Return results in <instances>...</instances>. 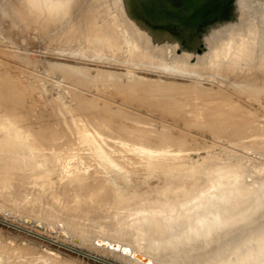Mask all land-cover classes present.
Here are the masks:
<instances>
[{
    "label": "bare ground",
    "instance_id": "bare-ground-1",
    "mask_svg": "<svg viewBox=\"0 0 264 264\" xmlns=\"http://www.w3.org/2000/svg\"><path fill=\"white\" fill-rule=\"evenodd\" d=\"M14 1L17 2V0ZM14 1H12V4ZM22 1L25 2L26 6L23 3L20 4L24 5L25 8H27V6L31 7H28L29 9L35 8L33 11L36 15L38 13L45 12L48 14L49 18L46 19V22L50 23L48 24V28L51 27V31H53L54 35L58 34V36L62 37L68 35V37H74L75 40L79 39L80 37H84V40H87L85 38H88L89 44L91 43L93 47H99L100 49L101 46L103 50L106 47L107 49H110V53L111 50L123 49L121 51L128 52V54L123 52V54H126V56H131V52H133V54L137 55L135 57H138L140 59L139 61L142 62H150L155 58H153L155 55L154 51L151 53L152 50H149L146 46L145 47L148 49V51L145 50L144 45H147V43H153V46H155L154 44H156V46L159 45L162 50L165 48L166 51L172 48V45H182L183 47H191L192 45H196L197 47V45H204L207 46L208 49L207 50L205 47V57L216 64L218 71L220 68L221 71L226 69L229 72L231 70H233L231 72H234L236 70L235 65H238L236 63L240 61L239 59L237 60L238 56L239 58L242 57V59H246L247 61L245 64H248L249 66L255 64L258 67L256 68L258 71L264 67V0H230L231 2L228 9L230 10L233 8L235 10V17L227 18L225 17L226 15H222L216 20L217 22L211 23V25H209L210 27L206 29H201V26L194 28L185 26L173 19L171 15L161 14L157 11V8L153 6H145V11L139 0H135V3H129L127 0H19L18 2ZM3 3H5L4 5H7L8 7V4H6L7 0ZM9 5H11V3ZM8 9L10 8L8 7ZM4 11L5 10H3V12ZM7 12H10V10ZM13 14L19 15L18 13ZM30 15L33 14L30 13ZM49 34L51 35L52 33ZM197 49L198 48H196V50ZM157 50H155V52H159L160 48ZM184 50L186 51V49ZM171 51H173V49ZM99 52L97 49V53ZM173 52L172 55L175 54H173ZM196 52L198 51H195V53ZM113 53L112 55H114ZM162 53L166 52L163 51ZM177 53L179 54V52H176V56L181 57L183 61L184 59L188 60V58L191 57V54L188 55L185 52V55L183 54V56H181L182 53L180 55H177ZM202 53L205 54L204 51H202ZM120 54L121 52L118 55ZM161 54H159V56ZM166 54L168 55V51ZM106 55L108 54L106 53ZM192 55L194 56L193 53ZM176 56H174L175 58L173 57L174 61H177ZM129 58L131 57H128V59ZM121 59L122 58H120V60ZM161 59L164 60L162 61ZM161 59L160 60L164 64L166 60L165 57L163 56ZM196 59H194V61H196ZM137 60L135 61V65L136 63L138 64L137 66L143 64ZM169 60H171V57ZM169 60L167 59V62ZM125 61L129 62V60ZM66 62L63 64L65 65ZM184 62L187 63L186 61ZM132 63L134 64V62ZM139 63L141 64L139 65ZM176 63L174 65H176ZM183 63L182 66L186 65ZM195 63L194 65H196ZM149 64H151V62ZM168 64L170 65V63ZM214 64L213 66L215 68ZM143 65L146 66V64ZM137 66H125V70L122 71H118L117 69L106 71L107 68H105L104 71L103 68L102 70L99 68L97 73H89V75L95 79H99L100 77L103 78V74L108 75L107 78L113 75L112 79L115 77L114 80L119 81L121 84L126 81H124V77L121 76L122 73H124L129 76L130 81H134L132 84L133 86H139L137 87V90L144 89L142 92H149L151 90L150 86L157 82L158 85H163L167 92H172L166 93L164 101L162 99L163 102H169L171 107V103L176 102L175 105L177 107V103L181 102L179 100L183 101V99L186 98H182L181 95L178 96L177 94H180L178 91L188 92L190 90L193 91V89H200V95L206 93V91L204 92L205 85L200 80L196 79V77L191 79L189 82L163 79H155L150 82L147 79L148 74L145 75L139 73ZM148 66L147 68H149ZM178 66V70H180V65ZM182 66L181 69L183 71L188 68L183 67V69ZM199 66L200 65L197 64V67ZM207 66L208 65H206V67ZM240 66L239 69H243V65L241 68ZM190 67L192 68V65ZM139 68H142V66ZM245 68H247V66ZM253 68L254 67L251 69ZM82 69L84 70V68ZM192 69L194 72L196 71L195 67ZM198 69L199 68H197V70ZM208 69L206 70L205 68V71H208ZM210 69H212L211 66ZM199 70H201V67ZM245 70L247 73L249 69ZM188 71L183 73V75L187 74ZM193 71L191 72L193 73ZM261 71L262 70H260V73H263ZM216 72L213 71V73ZM241 72L242 71H240V73ZM252 72L254 74V71ZM237 73H239V71ZM223 75L226 74L224 73ZM237 75V79L233 77V80L235 79L233 82L228 77L229 75L227 77L224 76L226 79H230L229 82H235L234 87H237L236 90H241V92L244 91L245 93L249 92L247 94L251 93L253 95L260 94L264 91V79H259L258 81L248 79L247 81V79H244V76H246L245 74L243 75V78L242 73L239 74V76ZM251 78L255 79L254 77ZM103 79H106L105 76ZM8 80L5 81L8 83ZM12 83L14 84V82ZM128 83L125 82L124 86H126ZM116 84L118 83L116 82ZM120 84H118V86ZM129 84L128 87H133ZM224 84L226 86L227 81ZM9 87L10 86H8V88ZM5 88L7 87H4V89ZM173 91L178 92L177 94L174 93V95L176 94L178 97L173 95ZM10 95L12 96V94ZM203 96L201 97L203 98ZM226 96L228 95H225V97ZM19 97L20 96H18V98ZM179 97L182 99H178ZM173 99L175 101H173ZM191 99L193 100V98ZM198 100L194 102L196 109H198V105H200V103L203 105L205 103V105H208L209 109H211V112L209 110L208 111L212 116H207V119L209 120L205 118V121H213L211 128H214V130L218 131L216 132L217 134L220 131L225 132V134H228V137H230L229 135L231 134V136L237 137L236 139H238V137L239 139L242 138L243 142L246 141L257 143L262 140L261 135H264V132L261 130V128L260 130L259 128L257 130L254 129L259 126V124L257 125L254 122L255 120L252 122V124L254 123L257 125L256 127V125L253 124L255 126L253 128L254 130L251 129L252 126L250 127L246 125L248 118L251 120L252 118L254 119L252 114V117H250V115L248 116L250 113L246 111L248 109L247 107L245 111L248 114L244 110H241L240 106V109L238 107L234 108L233 105V108L228 109L230 103L227 104L226 102H221L222 105H218V107L214 109L215 107H212V105L214 106V101H211V99H207L205 97V101H203L204 103L201 102L202 99L201 101L199 100V103ZM158 101L160 103V100ZM184 101L185 104H188L189 100L185 99ZM183 102L180 104L183 105ZM157 103L156 105H158ZM232 103H235V101ZM182 105L179 106L181 107ZM236 106L238 105L236 104ZM174 107H172L174 110L178 108L177 107L175 109ZM185 107L186 105H184V108ZM192 108L195 109L194 107ZM193 109H191L192 111H195L193 114H200L199 109ZM187 110L189 109H186V111ZM180 111H182V109ZM251 111L253 110L250 109V112ZM213 112L215 113L213 114ZM65 113L67 112L65 111ZM16 117L18 118V116L15 114H10L8 116L5 114L0 116V203L3 205H7L6 203H9L8 201L12 200L14 202L13 204L20 206V198L22 199L24 197H30L29 200H25V204L22 205V207L24 206L27 209H31L37 206V211H40L39 215L45 216L51 220H55L60 216L65 221L67 228H72L73 226L76 228V230H78L76 226H79L81 230L83 228H86L87 230V227H91L94 228V230L101 231H105V229H107L105 228V223L109 217H124L128 214L126 210H129V212L133 211V215L137 217L136 220L140 224L143 222V231L145 234L144 238L147 240V243L150 244V246L153 247L154 245H162L165 242L168 243L167 247L158 248V253L160 255L159 259H162L169 264H264L263 181L261 182L263 187L257 184L259 181H257L256 184L250 181H238L236 184H230L229 181H227L226 173H228L229 170H232L233 168L222 170L219 174L209 173L207 175L206 172H210L206 169L208 166H196L197 163H194L196 165H194L192 162L187 163L188 161L186 158H183L186 156L184 150L191 147V149H193L194 147L191 145L193 144V142L191 143V140H189V144L185 141L186 135L183 136V133L180 134H182L184 142L188 144V147L187 145H185L186 147L183 146L184 142L182 146H179L181 144H178V146L175 144V149L172 148L175 151L171 152L170 150L168 153L165 150L169 144L166 146L167 143L157 141V139L163 140L165 142L166 140L163 138L161 139V137L158 136L159 133L156 132L158 134L155 135V137L157 136V139L155 138L157 142L155 141L156 143L153 144L154 138H152V136L154 134L152 136L151 134H148L151 130L149 128L151 127L145 128L147 126L140 127L137 133L131 132V134H126L124 132L126 135L125 137L121 136V131H118L119 133L116 134L114 133L115 131L113 132L114 134L110 132L111 136H107V132L103 130L105 129L104 127H106L104 122L102 120L98 121V119L97 121L93 119L95 120V123H93L95 124V127H79L76 129L77 133H75V130L70 131L69 128L67 129L64 127L65 125H62V127L59 128L56 126V129L53 131L52 129L48 130L49 128H47V130L44 129L46 127L35 128L33 127L34 125L31 126V123L25 124L23 121L24 119L20 121L21 118L18 120ZM67 117L69 118V116ZM116 117L118 116L116 115ZM186 117L189 119V116ZM104 118L101 117V119ZM108 118L111 119L110 117ZM255 119L257 121V118ZM251 120L248 119L250 122ZM151 121L152 120H150V122ZM109 122L107 121V124ZM72 126L73 124L70 125V127ZM208 126H210V124ZM153 131L155 132V130H152V133ZM168 131L166 130V132ZM170 133L173 132L170 131L169 134ZM75 134H77L78 138L80 139L79 141H74V138H72L76 137L74 136ZM170 136H168V138H171ZM172 136L174 138L175 135ZM177 136L178 134L176 135V138ZM182 136L178 137L180 138ZM187 139L188 137L186 140ZM174 140L176 139H172L171 141ZM182 140L180 138V141ZM167 141L169 143V139H167ZM234 141L236 140L234 139ZM65 142H68L67 145H64ZM72 142L73 144L76 142V145L74 144V146H70L69 143L72 145ZM104 142L108 145V147L104 144ZM174 142L177 143L178 141ZM174 142L172 144H174ZM218 143L219 142H217V145H219ZM262 145L264 144L262 143ZM12 148H14V151L10 150ZM88 158L91 159L88 160ZM212 159L210 161H206L212 163ZM223 162L225 161L223 160ZM55 173L58 174L54 180L53 176ZM37 180L40 181L39 188L28 195L27 192H30L28 190L29 184ZM142 183L147 185V188H140L142 187ZM17 191H22V193L18 194ZM14 193L15 195H13ZM217 194L220 196V199H217ZM234 194H236L235 197ZM43 195L46 197V202H36L35 199ZM213 195H216V199H214L215 202H213V204H215L209 206L210 203L208 204V199H212ZM60 197L72 206H74L72 203L79 202V204L82 205V209L80 211H76L74 206V208L72 207L70 210L62 211V206L60 207L55 202L56 199H59ZM117 209L120 210L117 211ZM207 213L211 215V223L213 222V224H209L207 221L209 220ZM206 217L208 219H206ZM91 228L89 229L91 230ZM84 229L82 231L85 233ZM113 234L116 236L121 235L119 231ZM187 238L191 240L190 242H194L191 245L188 244L187 246L181 247L183 242H187L186 240H189ZM71 259L72 258H66V256L52 248L44 247L42 251H39L29 242L16 241L13 238H7L0 231V264H21V262H24L21 260H27L29 264H70L72 261Z\"/></svg>",
    "mask_w": 264,
    "mask_h": 264
},
{
    "label": "rangeland",
    "instance_id": "rangeland-1",
    "mask_svg": "<svg viewBox=\"0 0 264 264\" xmlns=\"http://www.w3.org/2000/svg\"><path fill=\"white\" fill-rule=\"evenodd\" d=\"M1 1H0V4L1 3L2 4L0 5V9H1L0 10V91H1L0 92V110H2V109L3 110L0 111L1 112L0 116L5 115V114H6V116H8L10 114L11 115L15 114L18 116V118L16 117V119L19 120L21 118L20 121L24 119L23 121L25 124L31 123V126L34 125L33 127H35V128L46 127L44 129L47 130V128H49L48 130L52 129V131L54 129H56V126L59 128V127H62V125L63 126L65 125L64 127H66L67 129L69 128L70 131L75 130V133H77L76 129H78L79 127H86V128L95 127V124H93V123H95V120L97 121V119H98V121L102 120L104 122L105 126L107 127L106 128L103 126L105 128L103 130H105V132H107V136H111V133L116 134V133H119L121 131L120 132L121 136L125 137L126 136L125 133L126 134L127 133L131 134V132L137 133L139 131L140 127L147 126L145 128L151 127V128H149V129H151L150 130L151 132L149 131L148 134H151V136L154 134L152 136V138H154L153 144L156 143L157 141H162L164 143H167L166 146H168V144H169V146L165 150L168 153L170 152V150H171V152L175 151L172 149V148L175 149V146H174L175 144H177L176 146H178V144H181L179 146H182V144L184 142L183 136L186 135L185 141L189 144L190 143L189 140H191V143L193 142V144H191V145L194 146L193 149H191L192 148L191 147V148H186L184 150L186 156L183 158H186V160L188 161L187 163H190V162H192L193 164L197 163V165L196 164H194V165H196V166L202 165V167H204V165H205V167L208 166V168H206V169L210 172H206L207 175L209 173L219 174L222 170H225L228 168H230V169L233 168L232 170H229V172L226 171V172H228V173H226L227 174L226 178L230 184H236V183H238V181H240V182H245V181L249 182L250 181V182H254V184H256L257 181H259L257 184L262 186L261 182L263 181V186H264V145H262V143L264 144V141H263L264 135H261L262 136L261 141H259L257 143L256 142L252 143V142H246V141L243 142L242 138L239 139V137H238V139H236L237 137L231 136V134L229 135L231 137L230 138V137H228L227 133L225 134V132L220 131L219 133H224V134H219V133L217 134L216 132H218V131L214 130V128H211L213 121L212 122H211V120H210V122L207 121V120H209L207 118L212 116L210 114L211 109H209L208 105H205V103L203 102L206 100V99L204 100L205 97L207 99H211V101H214V106L212 105V107H215L214 109H216V107H218V105H222L221 102H226L227 104L230 103L231 105L230 104H229V106L227 105L228 109L233 108V107L234 108L238 107L240 109V107H241V110L245 111L248 108L246 111L250 114H248L246 111L245 112L248 114V116L250 115V117L254 116V119L252 118V120H251L250 118H248L249 120H251V122L248 121V119H247L248 123L246 122V125L250 126V127L252 126L251 129H253L255 127L254 125L259 124V126L257 127V125H256L257 128H254V129L257 130L259 128V130H260V128H261V130L264 132V91L260 94H257V95H253L251 93L247 94L249 92L245 93L244 91L241 92V90L240 91L236 90L237 87L236 86L234 87L235 82L232 83L235 79H237L236 75L238 74L237 76H239V74H241V73H242V78H243L244 74L246 76H248V77L244 76L245 77L244 79H247V81H248V79L249 80H257V81L259 79L262 80V79H264V77H262V76H264V70H263L264 67L262 69H260V70H262L261 72H263V73H260V70L258 71V69H256L258 67L255 64L254 65L252 64V66L251 65L249 66L248 64H245L247 61L246 59H242V57L239 58V56H238L237 60L239 59L242 62L239 61L236 64H238L239 66L243 65V67H242L243 69H239V66L235 65L237 71L235 70L234 72H231V71H233V70H231L229 72L226 69H223V71H221L220 68L218 71L217 70L218 68H216V64H214L213 62H211L210 59L205 57L207 46L201 45V46H203V47H201L200 45H197V47H196V45H192L193 47L192 46L191 47L190 46H184L183 47L182 45H180V46L179 45H177V46L172 45V48L167 50L168 51V55H167L166 54L167 51L165 48L162 50L159 45L156 46V44H154L156 47L153 46L152 45L153 43H147V45H144V47L146 46V47H148L149 50H152V52L151 51H149V52L153 53V51H154L155 55L154 54H153L154 56L152 55L153 58L154 57L156 58L157 56H159V54H161L163 51L166 53H162L163 55L161 54L159 57H157L158 59L157 58L156 59L154 58L155 60L152 59L150 61L151 64H149L150 62H148V61L147 62L139 61L140 59L138 57H135L137 55L133 54V52H131V56L130 55L126 56V54H123V52L127 53V54H128V52L121 51L123 49H121V50L119 49L120 51L117 49H115L116 51L111 50V53H110V49H107L106 47L104 48V50L101 48V46H100V49H99V47H95V46L93 47L91 45V43L89 44L88 38H85L87 40H84V37H80L79 39L75 40L74 37H73L74 38L73 39L70 36L68 37V35L64 36V37L58 36V34L54 35L53 31H51L52 30L51 27L48 28L49 27L48 24H50V23L46 22V19L49 18L48 14L46 12L45 13H38L37 14L38 17H37L35 12L33 11V10H35V8L29 9V8H31L30 6H27V8L29 7L28 9L25 8L26 5H25V2H23V1L18 2L19 0H17V2H18L17 3L14 0H7L6 4H8V7L10 9H8L7 5H4L5 3H3V2H6V0H4V1L1 0ZM12 1H14L13 4H15V5L12 4ZM127 1L129 3H135L136 2L135 0H127ZM10 3H11V5H9ZM20 3H23L25 6L21 5ZM3 10H5L6 13H5V11L3 12ZM8 10H10V12L12 11L13 13H18L19 15H17V14L14 15L12 12L10 14V12H7ZM30 11H32V12H30ZM30 13H32L33 15H30ZM225 15H226L225 17H227V18H229V17L233 18V17H235V10L233 8L230 10L228 9V13H226ZM32 16H33V19H32ZM216 20L217 19L211 20V21L205 23V25L201 26V29H206V28L210 27L209 25H211V23H213V22H217ZM44 27H46V28H44ZM49 33H52L53 35L52 34L50 35ZM148 44H149V46H148ZM146 47H145V50L148 51V49ZM205 47H206V49H205ZM156 48L157 49L160 48V50H159L160 53L157 52L158 50ZM196 48H198V49L196 50ZM97 49H98V52L100 51L99 53H97ZM172 49L174 52L171 51ZM181 49H182V51H181ZM184 49H186V51ZM200 49H201V51H200ZM228 49H229V46H228ZM105 50H107V51H105ZM155 50H157V51L155 52ZM117 51H118V53H117ZM183 51L188 55L191 54V57H189L188 60L184 59V61H186L187 63H185L181 57L176 56V52H179V54L177 53V55H180ZM195 51H198V52H196L198 54H196ZM202 51H204L205 54L202 53ZM120 52H121V54L118 55ZM172 52H173V54L174 53L175 54L172 55ZM184 52L182 53L181 56H183V54L185 55ZM106 53L108 55H106ZM109 53H110V55H109ZM112 53L114 55H112ZM192 53L194 54V56L192 55ZM103 55H104V57H103ZM125 56H126V58H125ZM163 56L166 59L165 62H167V59L169 60L170 57H171V60H169L167 63L164 62V64H163L162 61L164 59H161V58H163ZM166 56H169V57H166ZM174 56L177 57V61L173 60L175 58ZM128 57H131V58L128 59ZM133 57H135L136 59ZM120 58H122V59L120 60ZM137 58H138V60H137ZM194 59H196V61H194ZM125 60H127V61L129 60V62H126ZM136 60L143 63V64H146V66L139 63V65L141 64L140 66H142V68H139L140 66H137L138 65L137 63L135 65ZM156 60H157L158 64L156 63ZM189 60H190V62H189ZM131 61L134 62V64ZM59 62H61L62 64ZM64 62H66L65 65L63 64ZM153 62H154V64H153ZM161 63L164 66H162ZM168 63H170V65ZM175 63H176V65H174ZM182 63L186 64V65L182 66ZM194 63L196 65H194ZM202 63H203V65H202ZM211 63H212V65H211ZM241 63H244V64H241ZM78 64L80 67L78 66ZM165 64L168 66H166ZM177 64L180 65L181 71H183L181 69V66H182V68L188 67L189 69L186 68L185 71L181 72L180 70H178L179 66ZM197 64H199L200 66L197 67ZM205 64L208 66L206 67ZM213 64L215 65V68H214ZM132 65L135 67L137 66L139 73L145 74V75L148 74L147 79L150 82H152L155 79H158V80L159 79L176 80V81H180V82H187L188 81L189 82L191 79H194V77H196V79L200 80L205 85L204 92L206 91V93L203 92L204 94L200 95V92H201L200 89H198L199 91L197 89L196 90L193 89V91L190 90L188 92L187 91L186 92L185 91H178L180 94H177L178 92L173 91V95H174V93H176L178 96L181 95L182 98L186 97L183 99V101L185 99L190 101V102L188 101V104L187 103L185 104V101L183 102L182 100H179L181 102L178 101L179 102V103H177L178 108L175 105L176 102H173L174 104L171 103L172 107L175 106L174 108L175 109L177 108L176 110H174L171 107L169 102H163L165 99L166 93H170L171 91L167 92L166 89H164L163 85H158L157 82H155L154 84H152L150 86L151 90L149 92L154 93V94H152L149 92H142V91H144V89H138L137 90V87H139V86H137V87L133 86L132 84L134 81H130L129 76H127L124 73H122V75H121L124 77L123 80L124 81L126 80L125 81L126 83H128L130 81L129 82L130 84L129 83L128 84L132 85L133 87H131V86L128 87V84H126V86H124L125 82L120 84L119 81L114 80L115 77L112 79L113 75L110 76L109 78H107L108 75L103 74V78H104V76L106 78L105 80L102 77H100L99 79L98 78L95 79L89 75V73H91V74L97 73L99 68H100V70H102V68H103V70L105 68H107L106 71L111 70V69L112 70L117 69L118 71H122V70H125V66L133 67ZM153 65H156V66H153ZM191 65H192V68L195 67L196 71H198V72L200 71L199 74H198V72L193 71V69L190 67ZM83 66H85V67H83ZM97 66H99V67H97ZM147 66L149 68H147ZM157 66H159V67H157ZM210 66L212 69H210ZM241 66H240V68H241ZM246 66H247V68H245ZM71 67H72V69H71ZM196 67L199 69L201 67L202 73H201V70H199V69L197 70ZM252 67H254V68L251 69ZM74 68H75V70H74ZM82 68H84V70ZM158 68H160V69H158ZM163 68H164V70H163ZM205 68H206V70L209 68L208 71H205ZM67 69H68V71H67ZM245 69L251 70V71L248 70L250 73L248 71L246 73ZM160 70H162V71H160ZM186 70L187 71L189 70L188 73L183 75V73L187 72ZM83 71H85V72H83ZM191 71H193V73ZM209 71L210 72L212 71V72L210 73ZM213 71L216 73H213ZM238 71H239V73H237ZM240 71H242V72L240 73ZM252 71H254V74ZM64 72H65V74H64ZM219 72H221V73H219ZM208 73H210V74H208ZM224 73L226 75H223ZM233 73L236 75H234ZM66 75H68V76H66ZM193 75H195V76H193ZM84 76H85V78H84ZM224 76L225 77L228 76L232 82L231 81L229 82L230 79L229 78L226 79ZM259 76H261V77H259ZM5 77H7V78H5ZM233 77L235 78L234 80H233ZM251 77H254L255 79H252ZM83 79H84V81H83ZM111 79L114 81H112ZM5 80L6 81L8 80L9 84ZM226 81H227L228 85L226 84V86H225L224 83H226ZM1 82H2V84H1ZM12 82H14V84ZM116 82L120 85L118 86V84H116ZM3 84H4V86H3ZM15 84H16V86H15ZM122 84L124 87L122 86ZM211 84H212V86H211ZM8 86H10V87L8 88ZM11 86H12V88H11ZM4 87H7V88H5L6 91H5ZM8 91H9V93H8ZM197 91H198V93H197ZM214 91H216V92H214ZM2 92H3V94H2ZM181 92H183V93H181ZM186 93H187V95H186ZM10 94H12V96ZM176 94L174 96L178 97ZM215 95H216V97H215ZM225 95H228V96L225 97ZM18 96H20L19 97L20 99L18 98ZM201 96H203V98ZM168 97H169V94H168ZM168 97H166V98H168ZM199 97L202 99V101ZM182 98L179 97L178 99H182ZM191 98H193V100ZM162 99H163V101H162ZM198 99L204 103V105L202 103H200V105H203V106L198 105V109L200 110L199 115L197 113L193 114L195 111L191 110V109H193L192 107H194L196 109L194 102ZM142 100H145V101H142ZM158 100H160V103ZM199 100H198V103L200 102ZM157 101H158V103H157ZM173 101H175V100L173 99ZM234 101H235V103H232ZM161 102H163V103H161ZM182 102L184 103L183 105L180 104ZM156 103L158 105H156ZM215 104H216V106H215ZM236 104L238 106H236ZM241 104H242V106H241ZM179 105H182L181 107H183V108H181ZM184 105H186L185 108L189 109V110L186 111V109L184 108ZM188 105H190V106H188ZM232 105H233V107H232ZM105 106H107V107H105ZM242 107H243V109H242ZM108 108H109V110H108ZM180 108L182 109V111H180L181 110ZM249 108L253 111L250 112ZM131 109H132V111H131ZM172 109H173V111H172ZM195 109H193V110H195ZM198 109H196V110H198ZM65 111L67 113H65ZM175 111H179V112H175ZM77 112H78V114H77ZM170 112H172V113H170ZM182 112L183 113L185 112V113L183 114ZM105 113H107V114H105ZM138 113H140V114H138ZM177 113H179V114H177ZM214 113L215 112H213V114ZM97 114H99L100 117ZM205 114H206V116H205ZM251 114H252V116H251ZM105 115H107V116H105ZM116 115L118 117H116ZM24 116L26 118L28 117L27 120ZM67 116H69V118ZM132 116L135 118H133ZM186 116H189V119ZM101 117L102 118L105 117V118L101 119ZM108 117H110L112 120L109 119ZM107 118H108V120H107ZM116 118L119 120H117ZM205 118L207 119L206 121H205ZM255 118H257V121ZM93 119H95V120H93ZM147 119H148V121H147ZM186 119H188V120H186ZM78 120H79V122H78ZM150 120H152V121L150 122ZM107 121L108 122L110 121L108 123L109 125L107 124ZM126 121L128 124L126 123ZM253 121L256 124L253 123L254 124L253 125L252 124ZM117 122H118L119 126L117 125ZM122 122L123 123L125 122V123L123 124ZM152 122H153V124H152ZM206 122H208V123H206ZM83 123H86V124H83ZM111 123H114V124H111ZM71 124H73V126H74V127L72 126L73 128L70 127ZM130 124H131L132 128L130 127ZM150 124H152V125H150ZM162 124H164V125H162ZM169 124H171V125H169ZM206 124H208V125L210 124V126H208ZM82 125H84V126H82ZM114 125H116V126H114ZM120 125H122V126H120ZM124 125L126 126L127 129L125 128ZM148 125H150V126H148ZM123 126H124V128H123ZM53 127H55V128H53ZM113 128H115V129H113ZM119 128H120V130H119ZM126 130H127V132H126ZM152 130H155V132L153 131V133H152ZM166 130L167 131L169 130V131L166 132ZM170 131L174 133V134L170 133L171 136L169 134ZM262 131H260V132H262ZM156 132L159 133V135ZM108 133H110V134H108ZM180 133H183V136ZM215 133L217 136L215 135ZM160 134H162V135H160ZM177 134H178V136H182V137H180L181 140L183 138L182 141H180V138L178 136L176 138ZM155 135L160 136L161 139L163 138L164 140H166V142L163 140H158L157 136L155 137ZM172 135H175L174 138ZM74 136H76V137H72V138H74V141L80 140L78 138L77 134H75ZM168 136H170L171 138H168ZM160 137H158V138H160ZM187 137H188L187 140L189 142L186 140ZM155 138L157 139V141ZM114 139H115V137H114ZM167 139H169V143H168ZM172 139H176L174 141H178V142L176 143L174 141H171ZM234 139L236 141H234ZM73 142H72V145H71V143H69L70 146H74V144L76 142L74 144H73ZM173 142H174V144H172ZM217 142H219L218 143L219 145H217ZM67 143L65 142L64 145H67ZM187 143L184 142L183 146L187 145V147H188ZM104 144L108 147V145L105 142H104ZM10 150L14 151V148H12ZM186 151L189 153H187ZM212 158H215V159H212ZM89 159H91V158H88V160ZM211 159H212V163L207 162L208 160L210 161ZM218 160H219V162H218ZM223 160L226 163L223 162ZM215 161L217 162V164ZM37 167H38V165H37ZM57 174L58 173L54 174V176L56 175L55 177L53 176L54 180L56 179ZM159 177H161V176H159ZM205 177L207 178L206 175H205ZM255 179H257V180H255ZM260 179H262V180H260ZM39 186H40L39 180L31 182L28 186V190L30 192L29 193L27 192V194L29 195L33 191L37 190V188H39ZM141 186L142 187H140V186L139 187L143 188V187H146L147 185L142 183ZM229 191H230V189H229ZM17 192H18V194L22 193V191L21 192L17 191ZM17 192H16V194H17ZM13 195H15V193ZM235 196H236V194H234V197ZM29 198L28 197L27 198L24 197L22 199L20 198V200H19V205L21 204L20 206L13 204L14 202L12 200H11L12 202L8 201L9 203H6L7 205H3L2 203H0V231L5 235V237L13 238L16 241H27L33 247L38 249L39 251H42L44 247L57 250L61 254L66 256V258L67 257L69 259L72 258L71 259L72 261L70 262V264H72L73 261H74L73 264H76V262H77V264H149L148 262L140 259L139 257H137L131 253H125V252L118 250L114 247L98 244L96 242L97 239H109V240L114 241V242H119L122 245L129 246L134 251H137V252H140L144 255L150 256L154 260H157V261H160L163 263H167L166 261L159 259L160 255L158 253V248L167 247L168 243L165 242L162 245L161 244L160 245H154L153 247L150 246V244H148L147 240L144 238L145 234L143 231V226H144L143 222H141V224H140L136 220L137 217L133 215V213H132L133 211L129 212V210H126L128 212V214L125 215L124 217H109L107 219V222L105 223V228H107V229H105V231L94 230V228L89 227V228H91V230H90L87 227V230H86V228L85 229L83 228L85 231V233H84L82 231L83 229L81 230V228L79 226H76L78 230H76V228L73 226H72V228H67L65 225V221L60 216L58 218H56L55 220H51V219L46 218L45 216L39 215L40 211L39 212L37 211L38 210L37 206L34 208H31V209H27L24 206L22 207V205L25 204V200H29ZM214 199H216V195H213L212 199H210V198L208 199V204L210 203L209 206L215 204V203L213 204V202H215ZM217 199H220V196L218 194H217ZM35 200H36V202H46V197H45V195H43V196H40L39 198H36ZM209 200H212V201H209ZM55 202L60 207L62 206V211L70 210V209H72V207L74 208V206L76 208V211H80L82 209V205H80L79 202L72 203V204H74V206H72L69 203H67V201H64V199H61V197L59 199H56ZM119 210L120 209H117V211H119ZM207 214L209 216V220H207V221L209 222V224H213V222L211 223V221H212V219L210 218L211 215H209V213H207ZM26 217H30L33 220L31 222H29L26 220ZM206 219H208V218L206 217ZM36 220H42L43 225L42 226L38 225L36 223ZM50 224H53L56 229L51 230L48 226ZM75 225H77V224H75ZM64 229L68 230L70 232V236H67L61 232ZM117 231H119L121 235L116 236L115 234H113V233H117ZM75 236H78L79 239L75 238ZM187 239H189V238H187ZM186 241L187 242H183L181 247L187 246L188 244L191 245L194 242V241L190 242L191 241L190 239L186 240ZM188 241H189V243H188ZM164 245H166V246H164ZM21 261H24L25 263L21 262ZM21 261H20L21 264H23V263L29 264V262L27 260H26L27 262L25 260H21ZM167 264H169V263H167Z\"/></svg>",
    "mask_w": 264,
    "mask_h": 264
},
{
    "label": "water",
    "instance_id": "water-1",
    "mask_svg": "<svg viewBox=\"0 0 264 264\" xmlns=\"http://www.w3.org/2000/svg\"><path fill=\"white\" fill-rule=\"evenodd\" d=\"M145 9V6H153L163 15H171L173 19L189 27H200L205 23L218 19L222 15L228 13L230 0H139ZM26 220L31 222L33 219L26 217ZM40 226L43 225L42 220H36ZM51 230H55L53 224L48 225ZM63 234L70 236L68 230H62ZM75 238L79 239L78 236ZM98 244L114 247L125 253H131L149 264H167L152 259L148 255L134 251L129 246L122 245L119 242H114L109 239H97Z\"/></svg>",
    "mask_w": 264,
    "mask_h": 264
}]
</instances>
